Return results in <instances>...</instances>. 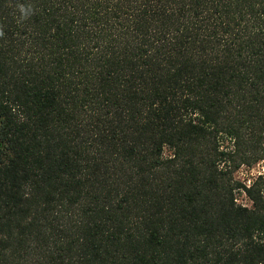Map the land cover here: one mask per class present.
Listing matches in <instances>:
<instances>
[{
    "label": "trees",
    "instance_id": "1",
    "mask_svg": "<svg viewBox=\"0 0 264 264\" xmlns=\"http://www.w3.org/2000/svg\"><path fill=\"white\" fill-rule=\"evenodd\" d=\"M261 159L264 0H0V264H264Z\"/></svg>",
    "mask_w": 264,
    "mask_h": 264
},
{
    "label": "rangeland",
    "instance_id": "2",
    "mask_svg": "<svg viewBox=\"0 0 264 264\" xmlns=\"http://www.w3.org/2000/svg\"><path fill=\"white\" fill-rule=\"evenodd\" d=\"M259 172H264V159L254 162L251 165L241 164L240 167L234 171V175L237 179L247 182V179H252ZM235 195L238 202L250 204L249 199L242 189H237Z\"/></svg>",
    "mask_w": 264,
    "mask_h": 264
},
{
    "label": "built area",
    "instance_id": "3",
    "mask_svg": "<svg viewBox=\"0 0 264 264\" xmlns=\"http://www.w3.org/2000/svg\"><path fill=\"white\" fill-rule=\"evenodd\" d=\"M260 173V172H259ZM249 182H250V179H247V184H249Z\"/></svg>",
    "mask_w": 264,
    "mask_h": 264
}]
</instances>
